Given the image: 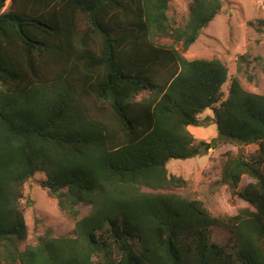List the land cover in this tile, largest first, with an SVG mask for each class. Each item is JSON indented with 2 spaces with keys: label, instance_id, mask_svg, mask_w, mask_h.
I'll use <instances>...</instances> for the list:
<instances>
[{
  "label": "trees",
  "instance_id": "trees-1",
  "mask_svg": "<svg viewBox=\"0 0 264 264\" xmlns=\"http://www.w3.org/2000/svg\"><path fill=\"white\" fill-rule=\"evenodd\" d=\"M170 4L0 0V264H264V95L230 81L222 61H190L174 46L187 51L222 0H193L179 28ZM209 109L214 142L259 147L251 160L225 154L220 183L250 205L234 217L169 192L186 181L168 163L200 154L189 128ZM37 174L62 210L91 211L73 237L21 251L23 189ZM243 175L255 182L236 192ZM221 227L228 245L212 241Z\"/></svg>",
  "mask_w": 264,
  "mask_h": 264
},
{
  "label": "rangeland",
  "instance_id": "rangeland-1",
  "mask_svg": "<svg viewBox=\"0 0 264 264\" xmlns=\"http://www.w3.org/2000/svg\"><path fill=\"white\" fill-rule=\"evenodd\" d=\"M223 7L219 15L203 30L198 40L184 51L182 45H174L187 60L218 59L229 71L230 81L238 78L243 89L250 93L264 95V0H222ZM193 0H171L168 17L172 27L179 28L186 25L191 12ZM10 1L7 3V8ZM250 22L261 26V30L250 26ZM162 45H172L171 39L157 41ZM246 62L241 63L240 58ZM243 71H239V67ZM246 71L253 77L248 79ZM230 81L223 87L225 97H228ZM1 90V85H0ZM150 97V93H141L136 101ZM203 125L190 127L189 131L196 139V144H202L200 154L188 160H170L168 172L170 175L182 178L186 185L173 188L169 192L183 196L190 200H199L213 218L237 216L250 205L241 199L229 186L220 183L221 166L226 160V153L232 156H242L251 160L258 150V145H236L218 140V127L213 110H206L200 115ZM209 146L208 151H206ZM44 175L32 177L23 189L25 219L28 228L27 239L21 244L20 250L36 246L43 237L61 238L73 237L76 224L86 217L91 206L79 205V214L71 216L59 206V199L51 196L47 190L41 188L40 183ZM255 181L243 175L236 192H241L247 185ZM148 191V190H144ZM212 241L220 245H228L230 233L225 227L212 228Z\"/></svg>",
  "mask_w": 264,
  "mask_h": 264
},
{
  "label": "water",
  "instance_id": "water-1",
  "mask_svg": "<svg viewBox=\"0 0 264 264\" xmlns=\"http://www.w3.org/2000/svg\"><path fill=\"white\" fill-rule=\"evenodd\" d=\"M208 149H209V146H207L206 151H208Z\"/></svg>",
  "mask_w": 264,
  "mask_h": 264
}]
</instances>
